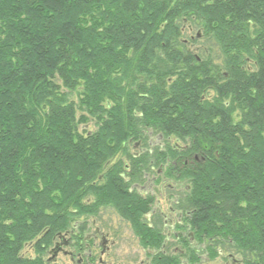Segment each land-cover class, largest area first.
<instances>
[{
	"label": "trees",
	"instance_id": "trees-1",
	"mask_svg": "<svg viewBox=\"0 0 264 264\" xmlns=\"http://www.w3.org/2000/svg\"><path fill=\"white\" fill-rule=\"evenodd\" d=\"M160 165L195 242L181 264H264V0H0V264H44L101 207L145 233L129 188Z\"/></svg>",
	"mask_w": 264,
	"mask_h": 264
},
{
	"label": "flooded vegetation",
	"instance_id": "flooded-vegetation-1",
	"mask_svg": "<svg viewBox=\"0 0 264 264\" xmlns=\"http://www.w3.org/2000/svg\"><path fill=\"white\" fill-rule=\"evenodd\" d=\"M163 142L161 137L154 140L150 138L147 145L150 148H162ZM134 147L136 148L135 157L144 152L141 143ZM185 165L184 163L183 166ZM165 168V165L158 166L154 170V175L144 174L142 183H136L129 188L130 192L137 195L148 209L136 219V226L148 232L137 234L131 222L120 219L110 208H99L93 217L96 221L103 213L110 210L109 212L115 215L120 224L124 226L130 252V260L127 264H181L180 256L185 251L195 248L193 235L187 230L181 231L182 216L175 211V206L180 199V185L164 182ZM173 168H177L175 163H173ZM176 176L179 178L180 174ZM158 179H161L159 183ZM120 224H118L119 227ZM104 235L94 222H91L88 227L84 222L73 226L54 238L45 252L44 264H58L60 256L67 259L68 264H107L106 260L102 261V256L109 254L114 245L108 242L110 234ZM55 247L60 250L50 261L52 250ZM222 255L224 254H218L222 257L220 264H242L241 260L234 255Z\"/></svg>",
	"mask_w": 264,
	"mask_h": 264
},
{
	"label": "rangeland",
	"instance_id": "rangeland-1",
	"mask_svg": "<svg viewBox=\"0 0 264 264\" xmlns=\"http://www.w3.org/2000/svg\"><path fill=\"white\" fill-rule=\"evenodd\" d=\"M183 26H184L183 34L180 40L183 43V45L189 48L191 52L198 55L201 60H203L204 57L209 56L210 60L212 61V64L220 68V64H221V60L219 58L220 54L218 48L215 47L213 42L209 38H205L203 36L204 33L202 31L194 29L195 27H193L191 30L188 24L187 25L184 24ZM203 52H205L204 55ZM245 64H246V68L251 69L252 64H250V62L246 61ZM205 97L211 100L213 98V94L208 92L206 93ZM71 100L74 103H77V99L75 95L71 96ZM232 118L236 122L238 120V113H234L232 115ZM88 124L89 125L88 126L86 125V127L84 128L80 127V130L83 129L89 132L93 131L94 128L92 126V123L90 122ZM154 139H156V136H153V140ZM174 143L175 142L171 139L169 146L173 145ZM109 211L110 210H107L105 213H103L102 216H100L102 219L99 218L96 221H94L96 218L94 219L93 217L90 216H84L74 224L79 225L82 222H84L85 226L88 227L91 222L92 223L94 222L96 227L100 229V231H102L103 235L110 234L108 236V242L109 244L112 243L114 246H112V248L110 249L109 254H107L108 256L107 255L102 256V261L106 260L107 264H127V262L130 260V252L128 249L129 245L127 243V238H128L127 232L125 231L124 226L120 224V221L116 218V216L111 214ZM71 224L72 223L68 224L69 226L66 230H69L71 228ZM118 224H120V227L118 226ZM197 253L200 254V252ZM23 255L26 257L32 255V250L30 248L25 249L23 251ZM222 256H225V254ZM199 257L201 258V261L198 264H204L202 259L205 258V255L202 254ZM41 258L43 259V261L45 260L46 258L45 253L41 256ZM221 258L222 257L219 256H215L214 258L211 257L210 262L208 264H220ZM58 264H68V260L60 256L58 258Z\"/></svg>",
	"mask_w": 264,
	"mask_h": 264
},
{
	"label": "water",
	"instance_id": "water-1",
	"mask_svg": "<svg viewBox=\"0 0 264 264\" xmlns=\"http://www.w3.org/2000/svg\"><path fill=\"white\" fill-rule=\"evenodd\" d=\"M59 236H60V235H59ZM59 250H60V249H59L58 247H55V248L52 250L50 261L55 257V255L57 254V252H58Z\"/></svg>",
	"mask_w": 264,
	"mask_h": 264
}]
</instances>
